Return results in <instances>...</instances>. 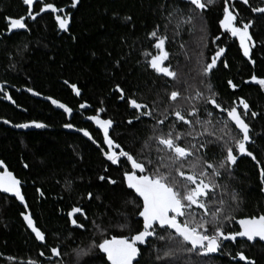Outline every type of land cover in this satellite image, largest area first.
Wrapping results in <instances>:
<instances>
[{"label": "trees", "instance_id": "1", "mask_svg": "<svg viewBox=\"0 0 264 264\" xmlns=\"http://www.w3.org/2000/svg\"><path fill=\"white\" fill-rule=\"evenodd\" d=\"M249 1L251 5L258 2ZM43 2L59 8L70 4V0ZM174 7L183 8L184 5L177 0H79L66 33L59 34L51 14L44 13L29 23L30 32L0 39V83L17 89L30 88L44 100L51 97L64 103L75 114L70 121L75 133H68L62 129L64 114L46 102L14 95L18 107L26 113L0 103V163L21 181L28 212L46 234L48 247H60L64 264H75L74 249L86 250L88 245L100 240L101 232L94 224L108 237L128 236L139 227L137 209L129 202L134 194L129 195L130 190L122 183V170L105 163L99 151L77 133L81 132L77 129L88 130L89 127L77 114L91 116L100 110V118L114 122L111 137L128 151L137 153L149 136L153 121L145 118L131 125L126 123L134 114L126 103L127 97L135 93L137 100L149 104L159 99L158 111H162L170 103L166 93L177 90L182 97L194 96L196 92L206 95V86L210 85L223 106L242 97L252 111L259 113L255 119L250 116L246 119L254 141L247 147L264 163V91L257 85L244 83L251 75L264 78V17H254L240 8L242 18L249 17L253 21L250 33L256 46L252 49L255 61L252 64L243 57L237 41L219 28L221 7L204 12L203 31L199 30V25L191 31L185 25L179 35L174 34L175 21L165 28L168 13ZM33 10L38 11L35 3ZM22 15H26L22 0H0V32L6 28L5 17ZM157 27L168 37L165 47L169 60L166 63L177 73L175 80L157 77L147 67V60L156 54L149 33ZM24 44L27 50L18 55ZM219 47L225 48L223 59H219L210 76L202 77V65ZM224 61L227 68L223 66ZM66 80L77 85L79 96L64 83ZM229 80L238 85L235 91L229 88ZM117 85L124 89V99L116 91ZM80 104H85L87 110L83 111ZM180 104L187 107L183 99ZM199 107L205 119V106ZM219 116V112H214L213 118ZM30 119L45 124L46 129L23 132L14 127ZM90 129L92 134L97 131L94 127ZM164 130L167 131V122ZM220 157L219 149H215L214 155L210 146L207 159L215 162ZM258 172L255 162L238 159L231 174L217 180L221 185L216 191L217 201L224 200L227 207L231 195L236 194L240 202L237 217L264 212V192ZM101 175L117 183L100 181ZM67 181L71 182L70 190H66ZM88 193H92L91 200L86 199ZM73 206L86 210L85 231L73 230L69 225L66 213ZM22 211L24 206L19 201L0 193V264H28L29 260L37 264H55L58 258L51 262L47 259L50 256L48 248L34 239L23 221ZM124 222L128 228L116 227ZM235 229L234 222L226 226V230ZM69 233H72L70 237ZM157 243L162 255L165 246L163 242ZM241 250L256 264H264V247L245 243L241 249L239 242L226 245L222 253L211 258L184 255L174 259L173 264H203L204 261L207 264H237L231 257ZM41 251L45 252L44 257L39 255ZM102 255L94 250L91 255L80 257L79 264L89 260L92 264H106V260L100 258ZM139 262L164 264L149 246L143 249Z\"/></svg>", "mask_w": 264, "mask_h": 264}, {"label": "snow or ice", "instance_id": "2", "mask_svg": "<svg viewBox=\"0 0 264 264\" xmlns=\"http://www.w3.org/2000/svg\"><path fill=\"white\" fill-rule=\"evenodd\" d=\"M183 2V8L174 7L169 11L165 28L167 29L168 24L175 21V35H179L180 29L185 25L189 26V31L197 25L199 30L203 31L204 12L214 3V0H183ZM241 2L249 5L252 13L264 17V6L251 7L249 0H241ZM22 3L26 6V15L16 18L5 17L6 28L0 32V36L10 37L30 32L26 23L27 19L35 21L45 12L54 15L60 31L69 30L70 16L65 13L64 8H59L52 3H44L43 0H22ZM34 3L38 11L33 10ZM78 3L79 0H71L73 8ZM222 11L219 28L238 41L243 57L254 64L252 49L255 48L256 42L250 33L253 21L244 22L241 26L235 9L228 0H225ZM59 13L65 14L62 16ZM125 19L131 18L125 17ZM149 38L154 40L152 47L156 49V54H148L151 58L147 60V67L157 77L175 80L177 73L166 63L169 60V53L165 47L167 35L160 33L157 27L149 33ZM27 47V44H24L18 55L26 51ZM224 53L225 48L219 47L210 60L202 65L200 75L210 76ZM223 66L228 67L226 61ZM64 83L77 96L80 95L76 84L69 83L67 80ZM227 83L233 91L238 87L232 80ZM244 83H252L264 91V78L251 75L250 79L245 80ZM0 91H3L2 86ZM27 91L33 95H39L30 88ZM116 91L121 94V99L125 98L124 89L119 85L116 86ZM206 91V95L204 92H196L195 96L182 97L179 91L172 90L166 93L170 103L162 111H158L159 99L149 104L137 100L135 93L127 97L126 103L130 109L134 110V114L126 123L131 125L134 121H140L145 117L153 121L151 135L146 137L137 153L125 150L111 137L110 129L113 128L114 122L111 119L100 118V110H97V114L87 117L103 133L106 149L100 150L105 159L112 165L120 164L123 159L130 166L123 173L122 183L130 190L129 195L134 194V199L129 202L135 204L139 227L134 234L128 236L121 234L108 237L103 234L100 226L94 224L97 231L101 232L100 240L88 245L86 250L74 249L77 257L75 264H79L80 257L91 255L94 250L103 254L100 258L106 260V264H140L139 257L143 253L141 246L147 245L157 252L158 260H163L164 264H173L174 259L178 260L184 255L211 258L214 254L223 252L226 241L232 244L239 242L241 249L245 243L253 245L255 242H264V212L237 217L240 202L236 194L231 195V203L227 207L224 200L217 201L216 197V191L221 187L217 180L223 175L231 174L239 156L250 157L255 162L259 170L261 191L264 192V163L258 161L247 147L254 141L250 135V124L246 122V119L249 116L255 119L259 113L252 111L242 97L231 101L225 107L219 102L218 93L212 90L210 85L206 86ZM4 94L7 96L6 92ZM8 98L11 99V97ZM45 99L51 100L52 105L71 115L72 109L64 103L51 97H45ZM181 99L187 102V107L180 104ZM201 104L205 106V119L200 118L199 105ZM79 107L85 108L86 105L80 104ZM214 112H219L220 116L213 118ZM166 122L167 131L164 130ZM4 123L7 124L9 121L5 120ZM30 126L46 127L45 124L36 121L14 125L22 129ZM63 127L71 129L73 125L65 123ZM77 131H81L85 137L96 143L87 130L77 129ZM210 146L213 147L214 155L215 149H219L221 153L220 159L215 162L207 159ZM0 169H3L0 171V193L14 197L24 206V211L21 212L23 221L34 239L48 248L50 256L47 259L51 262L53 258H58L55 264H64L62 258L64 253L60 247H48L46 234L36 225L28 212V205L21 192V181L8 171L3 163H0ZM98 179L106 180L112 185L117 183L116 180L104 175L99 176ZM70 187L71 182L67 181L66 190H70ZM36 191L40 192V189ZM92 198V193H88L86 199ZM66 216L73 230H86L83 221H86L88 216L84 208L73 206ZM233 222L238 227L235 230H226V226ZM116 227L125 229L129 225L124 222L118 223ZM71 235L72 233H69V237ZM157 242H163L165 246L166 250L162 255ZM39 255L44 257L45 252L41 251ZM7 259L13 258L7 257ZM231 259L237 264L240 262L256 264L255 260L247 257L242 250L237 251ZM28 264H37V262L29 260ZM85 264H92V261H85ZM203 264H207V261Z\"/></svg>", "mask_w": 264, "mask_h": 264}, {"label": "flooded vegetation", "instance_id": "3", "mask_svg": "<svg viewBox=\"0 0 264 264\" xmlns=\"http://www.w3.org/2000/svg\"><path fill=\"white\" fill-rule=\"evenodd\" d=\"M177 1H178L179 3H181L182 5H184L183 0H177ZM224 2H225V0H214V3H213L211 6H209V8H208L206 11H208V10H210V9H216V8L221 7V8H220V12H222V13L219 15V19H221V18H222V15H223V11H222V9H223ZM228 2H229V3L232 5V7L235 9V12H236V14H237V18H238V20L241 22V26H242V23L249 21V17L242 18V15H241V9H240L241 7L245 8L246 11H249L250 14H252L254 17L261 16L260 14H254V13H252L251 10H250L249 5L243 4V3L241 2V0H228ZM249 4L251 5L250 1H249ZM33 6H34V5H33ZM257 6H264V0H258V2L254 3L253 5H251V7H257ZM76 7H77V6H76ZM76 7H75V8H76ZM60 8H64V9H65V13H67V14L70 16V22H71L72 12L75 10V8H73V7L71 6V0H70V4H69L68 6H66V7H60ZM206 11H205V12H206ZM65 13H59V14L63 16ZM42 14H44V13H42ZM42 14H40L39 16H41ZM45 14H51V13H50V12H45ZM39 16H38V17H39ZM51 18H52V22L54 23V25H55V27H56V31H57L59 34L66 33V32H63V31H60V30H59V28H58V26H57V24H56V22H55V17H54L53 14H51ZM32 21H33V20H31V19H27V21H26L27 25H29V23H32ZM5 25H6V20H5ZM69 26H70V23H69ZM229 36H230V34H229ZM1 38H2V36H0V39H1ZM231 38H233V37H231ZM233 39H235V38H233ZM237 43H238V41H237ZM220 59H223V55L220 57ZM218 61H219V60H218ZM217 63H218V62H217ZM0 86L3 87V91H0V103L5 104V105L10 106V107H13V108H14L15 110H17L18 112L26 113L24 109H20V107H18L16 101L14 100V95H16V96L24 95V96H28V97H30V98H32V99H35V100H38V101H41V102H46V103H48L49 105H51L52 108H53L54 110H56V111H61V112L64 114V116H65V123H70V121L73 120V117H74V115H75L73 111H72L71 115L64 113L62 109H58V108H56L54 105H52V104H51V100H49V99L44 100V97H42L40 94H39V95H33L31 92L27 91V89H29V88H27V87H26V88L24 87V88H21V89H17V88H15V87H10V86L5 85V84H3V83H0ZM5 92L7 93V96H5V94H4ZM72 93H73V92H72ZM73 95H74V93H73ZM8 97H11V99H9ZM86 110H87V109H84V108H83V111H86ZM131 110H132V109H131ZM133 111H134V110H133ZM77 115H79V118H80V120H81L82 122H86V123L89 125L87 131H88V132L90 133V135L92 136V139L96 141V143L94 144V143L92 142V140H89L87 137H85V136L83 135V133H81V132H77V133H78L81 137H83V139H84L88 144L94 146V147L99 151V153H100V155H101V159H102L105 163H107L108 165L114 166V167H116V168H120V169L122 170V176H123L124 171L128 170L129 167H130L129 165H127V162L124 161V160L122 159L120 164H118V165H112L110 161H107V160L105 159V157L103 156V154L101 153V150H100L101 148H105V149H106V145H104V143H103V133H102V132L96 127L95 124H93L92 121H90V120L87 119V117L90 116V115H85V116H84L83 114H80V113L77 114ZM145 118H147V117H145ZM145 118H142V119H145ZM200 118L202 119L201 115H200ZM32 121L39 122V121H37V120L30 119L29 121H26L25 123H31ZM2 122L4 123V120H2ZM40 123H41V122H40ZM90 127H91V128L94 127V129L97 130V131H95V134H92ZM17 129L22 130L23 132H27V131L34 130V129H35V130H39V131H41V130L46 129V127H44V128H35L34 126H30L29 128H26V129H22V128H17ZM62 129H63L65 132H68V133H75V130H73V129H75V128H71V129H69V128L62 127ZM110 135H111V133H110ZM149 135H151V132H150ZM116 142L120 143L119 141H116ZM120 144H121V143H120ZM97 145H99V147H98ZM121 145H122V144H121ZM122 146L125 148V150H127V148H126L124 145H122ZM240 158H247V159H249L247 156H239L238 159H240ZM249 160L253 161L252 159H249ZM253 162H254V161H253ZM0 170H1V169H0ZM137 199H138V198H137ZM237 227H238V226H236V228H237ZM228 244H232V243L225 242V245H228ZM246 244H247V243H246ZM247 245H249V244H247ZM256 245H259V246H261V247H264V244L261 243V242H255V243L253 244V246H256ZM141 247L144 249V248L147 247V245H145V246H141Z\"/></svg>", "mask_w": 264, "mask_h": 264}, {"label": "water", "instance_id": "4", "mask_svg": "<svg viewBox=\"0 0 264 264\" xmlns=\"http://www.w3.org/2000/svg\"><path fill=\"white\" fill-rule=\"evenodd\" d=\"M249 159H251L250 157H248ZM226 242H228V243H231V242H229V241H226ZM261 243H263L264 244V242H261Z\"/></svg>", "mask_w": 264, "mask_h": 264}, {"label": "rangeland", "instance_id": "5", "mask_svg": "<svg viewBox=\"0 0 264 264\" xmlns=\"http://www.w3.org/2000/svg\"><path fill=\"white\" fill-rule=\"evenodd\" d=\"M194 96H195V94H194Z\"/></svg>", "mask_w": 264, "mask_h": 264}]
</instances>
